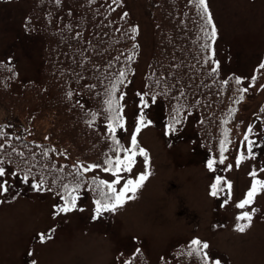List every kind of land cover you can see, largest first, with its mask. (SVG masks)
<instances>
[{"label": "rangeland", "instance_id": "obj_1", "mask_svg": "<svg viewBox=\"0 0 264 264\" xmlns=\"http://www.w3.org/2000/svg\"><path fill=\"white\" fill-rule=\"evenodd\" d=\"M126 5L141 43L135 83L123 95L124 136L129 147L140 111L149 110L134 96L136 91H145L154 22L143 0H126ZM207 5L216 29V64L224 76L235 73L249 84L264 57V0H207ZM30 7L28 0H0V59L13 60L24 77L35 79L40 74L42 57L41 46L37 40L31 41L24 29ZM262 106L264 88L260 85L246 100L236 126L235 151L224 166L232 185L227 203L210 195L212 177L201 162L203 154L190 150L191 141L178 140L169 146L164 130L161 132L151 123L137 134V141L148 151L147 165L139 155L132 172L121 173L122 180L116 188L119 190L127 179H135L145 171L150 173L148 178L134 199L115 212H104L98 219H93L95 199L89 191L78 199L77 209L82 211L54 215L56 206H63V199L52 190L28 187L19 180L23 176H13L15 169L6 165L7 174L0 178L9 185V190L0 194V264H113L118 251L132 252L140 244L149 250L151 262L156 264L170 246L187 238H205L209 253L220 264H264V189L258 191L251 205L236 207L246 198L254 179L264 181V130L259 119ZM155 112L151 109L149 113L154 121L158 120ZM0 124L37 142L48 138L47 120L38 119L30 125L25 111L3 103ZM249 127L251 132L247 131ZM192 128L193 117L189 116L186 134ZM245 135L253 142L251 153ZM59 145L65 160L77 166L90 164L71 155L66 143ZM241 154L243 159L237 165ZM96 170L98 176L115 180L103 168ZM253 171L255 177L250 175ZM243 212H249L252 219L250 226L240 232L237 225L249 223L237 220ZM41 233L51 239L40 242Z\"/></svg>", "mask_w": 264, "mask_h": 264}, {"label": "trees", "instance_id": "obj_2", "mask_svg": "<svg viewBox=\"0 0 264 264\" xmlns=\"http://www.w3.org/2000/svg\"><path fill=\"white\" fill-rule=\"evenodd\" d=\"M30 1L24 28L41 44L40 74L35 79L25 78L14 62L0 60V103L25 111V120L30 125L38 119L47 120L48 138L37 142L12 133L0 124V144L4 145L0 149L2 166L11 164L23 174L30 166V177L40 180L44 176L45 187L63 196L66 192L62 185L67 184L71 189L79 179L81 187L73 195L89 187L98 198L91 181L99 179L86 173L75 176L78 167L62 160L59 142L66 143L70 154L101 167L107 166L106 157H115L112 151L115 145L106 128L108 113L104 101L108 99L106 93L116 84L118 91L114 95L122 106L119 97L134 78L140 54L137 29L127 11L126 0ZM143 1L146 13L154 22L146 93L161 100L168 124L173 109L179 108L180 123L175 125L176 130L184 125L189 114L195 115L197 140L201 141L209 159L216 161L214 172H219L221 141H228L223 145L226 161L236 145L235 126L248 91H240L246 87L242 81L236 83V75L221 76L212 58L213 42L209 41L213 24H207L194 3L190 0ZM209 44L211 47H207ZM121 71L125 72L122 84L119 83ZM253 77L252 84H261L264 69L258 67ZM69 92L71 98L67 95ZM92 113L96 114L95 121L89 126ZM261 120L264 126V112ZM116 137L126 148L119 128ZM52 148L56 151H48L47 157L42 155ZM18 152L24 156H18ZM221 177L222 188L226 180ZM190 243L176 244L158 264H202L199 258L187 255ZM125 261L150 264L144 249L120 254L117 264Z\"/></svg>", "mask_w": 264, "mask_h": 264}, {"label": "snow or ice", "instance_id": "obj_3", "mask_svg": "<svg viewBox=\"0 0 264 264\" xmlns=\"http://www.w3.org/2000/svg\"><path fill=\"white\" fill-rule=\"evenodd\" d=\"M191 3H194L196 8L199 9L203 16L206 17V22L208 25H212V18L211 15L208 12V5L207 0H190ZM125 15H127L125 13ZM216 37V29L215 26L212 25V30L209 35V41L214 42ZM207 47H211V44L207 45ZM215 55V52H212V56ZM131 59V57H129ZM217 62V67H218ZM260 68L264 69V63H261ZM213 71H216V68L212 69ZM125 79V72L121 71L119 73V83H123ZM253 80H255V77H253ZM236 83L240 84L241 79L236 78ZM255 86L250 85V87ZM262 88H264V85H261ZM118 91L117 85L113 84L110 91L106 93L108 96V99L104 101V103L107 105L105 108V111L108 113L107 116V125L106 128L108 132L111 133V140L113 145L115 147L112 149V151L115 153V157H106L104 160V164L107 165L103 168V171L110 172L114 177L115 180L111 183H109L106 180H99L97 181L95 178L92 179L91 184L94 186L93 191L97 192L98 198L94 200V211H93V219H98L104 212H115L119 207H122L123 204L127 200H131L135 198V194L137 190L143 185L144 181L148 178L147 171L142 172L138 175L135 179H127L126 182H124L123 186L117 190L116 185L121 183L122 176L121 173L127 172L131 173L133 170V167L136 164V157L137 155L143 156L145 164L148 163V156L147 152L144 148L139 147L138 141H137V134L141 131L143 127H147L151 121H145L143 114H141L136 122L134 132L131 135L130 140V146L129 147H123L120 143V140L116 137L117 129H124L125 122H124V116H123V108L119 104V101L115 97V92ZM241 92H247L248 89L244 88L240 90ZM69 98H71L72 93L69 92L67 94ZM144 95H147L145 93ZM123 94L120 95L119 100H123ZM242 99V97H241ZM156 96H152V102L155 103ZM141 104L144 108L148 107V102L144 99V96H141ZM173 115L170 118V122L167 125V129L169 132H175L176 127L175 125L180 123V110L179 108L173 109ZM93 121L88 122L89 126L95 121V113H92ZM248 132H251L252 129L249 127L247 129ZM0 136H2V133H0ZM47 139V137H45ZM244 140L248 141V152H252V141L248 140V136H244ZM227 139L221 141V152H220V159L219 163L223 164L226 157L224 156V151L226 150L223 145L227 143ZM4 147L3 144H0V149ZM13 151H16L13 149ZM48 151L55 152L56 149L52 148L50 150H45L42 152V155L47 157ZM120 152H123L124 155L121 156ZM18 156L23 157V152H18ZM241 159H243V154H241L240 159H237V165L240 164ZM216 163L214 159H209L207 162V167L209 170L215 171L213 165ZM4 164V160L0 159V178H3L7 173L6 169L2 166ZM52 167H55V165H52ZM101 165L99 164H80L78 166L77 173L75 176H83L84 173L92 171L94 169L100 168ZM229 168L231 165L228 166ZM261 171H264L262 169ZM13 176H17L18 173L13 172ZM32 175L31 167L29 166L27 168V171L25 172L23 176V181L27 183L29 181V176ZM253 177L256 176V172L253 171L250 173ZM74 176V179H75ZM223 181V178L221 176L215 177V182L210 186L211 192L210 195L217 196L218 192L223 191V188L220 187L221 183ZM47 184V179L44 176H41L40 180L37 183L32 184L34 190L41 191L45 190L44 186ZM63 189L66 192L65 196H62L61 199H63L64 203L63 206H56V211L54 215H59L61 213L67 214L74 210H83V209H77V199L79 198L77 195H73V193L78 192L81 187V182L79 179H76L74 187L69 189V186L67 184L62 185ZM228 189H231L232 185L230 183L227 184ZM107 189V191H105ZM260 189H264V181L254 179L251 185L250 190L247 192L246 198L243 199L240 203L236 205V207L240 209H244L246 206L251 205L253 203V200L255 196L257 195L258 191ZM9 190V185L7 180H3V182H0V194L6 193ZM46 190H51V188H48ZM131 193V195H129ZM59 194V193H58ZM227 203V201H225ZM254 211V210H253ZM252 217L249 212H243L241 215L237 217V220H247L249 221L248 224H238L237 229L240 232H244L245 229L250 226V221ZM40 242H44L45 239H51V236L48 235L47 237L45 234L41 233L40 236ZM209 244L207 242H202L199 239H193L189 245L187 255L189 257H195L199 258V260L202 262V264H210V261H212V258L210 257L209 253L206 251L209 249ZM139 252V249H137V253ZM35 264V262H34ZM125 264H131L130 261H125ZM212 264H220L219 260L212 261Z\"/></svg>", "mask_w": 264, "mask_h": 264}]
</instances>
